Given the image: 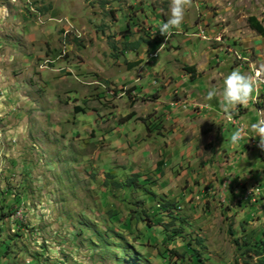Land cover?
<instances>
[{
	"label": "rangeland",
	"instance_id": "1",
	"mask_svg": "<svg viewBox=\"0 0 264 264\" xmlns=\"http://www.w3.org/2000/svg\"><path fill=\"white\" fill-rule=\"evenodd\" d=\"M168 5L0 0V264H264V158L246 146L264 0H185L165 38ZM233 69L254 88L226 114L205 93Z\"/></svg>",
	"mask_w": 264,
	"mask_h": 264
},
{
	"label": "clouds",
	"instance_id": "2",
	"mask_svg": "<svg viewBox=\"0 0 264 264\" xmlns=\"http://www.w3.org/2000/svg\"><path fill=\"white\" fill-rule=\"evenodd\" d=\"M15 1L16 0H12V2ZM184 4L185 0H169L168 10L165 13L166 19L158 24V31L165 38L167 37L170 28L178 27L180 25L184 16ZM61 31H63L65 36H68L72 33L70 27H66ZM74 34L76 35L77 33L74 32ZM66 55L67 53L62 51L61 57L64 58ZM157 56L158 52L151 54V57L153 58H156ZM52 62L53 61L51 60L46 61V63L50 64ZM253 88L254 81L251 77L243 74L237 69H233L224 76L222 88L219 90H217L215 87L209 88L205 93V99L211 100L213 97H221L222 110L226 114H234L237 105L243 106L246 104L253 91ZM250 131L252 133L251 137L253 138L251 139V142L246 143L248 150L252 151L255 147H258L261 151L262 157L264 158V118L258 119L256 122L252 123L250 125ZM255 138H257V140ZM229 139L232 143H237L241 139V130L239 128L234 129L231 132ZM247 187H244L243 190H248ZM254 188H258L259 190H254L252 194L250 193L247 195V198L253 197V201H256L257 198L261 196V191L263 189L261 184H259L257 181L250 185V190ZM243 194L245 193L243 192Z\"/></svg>",
	"mask_w": 264,
	"mask_h": 264
},
{
	"label": "trees",
	"instance_id": "3",
	"mask_svg": "<svg viewBox=\"0 0 264 264\" xmlns=\"http://www.w3.org/2000/svg\"><path fill=\"white\" fill-rule=\"evenodd\" d=\"M250 27L255 30L257 33L264 35V27L263 25L257 20V18L255 16H251L248 18ZM190 73H191V78H195V71L192 72V70L194 69V67H187L186 68ZM77 109L79 110L78 106ZM133 182V181H132ZM257 247L262 248L261 244H256ZM264 247V245H263Z\"/></svg>",
	"mask_w": 264,
	"mask_h": 264
},
{
	"label": "built area",
	"instance_id": "4",
	"mask_svg": "<svg viewBox=\"0 0 264 264\" xmlns=\"http://www.w3.org/2000/svg\"><path fill=\"white\" fill-rule=\"evenodd\" d=\"M201 32H203V31H201ZM202 38H203V39H206L207 37H206L204 34H202ZM155 56H156V54H155ZM254 190H255V191H258L259 189H258V188H254V189H252V190H251V194L253 193Z\"/></svg>",
	"mask_w": 264,
	"mask_h": 264
},
{
	"label": "crops",
	"instance_id": "5",
	"mask_svg": "<svg viewBox=\"0 0 264 264\" xmlns=\"http://www.w3.org/2000/svg\"><path fill=\"white\" fill-rule=\"evenodd\" d=\"M156 50H157V49H156ZM156 50H155V51H156ZM187 64H188V65H191L190 63H187ZM188 75H189V74H188ZM189 77H190V75H189ZM263 201H264V200H263Z\"/></svg>",
	"mask_w": 264,
	"mask_h": 264
}]
</instances>
